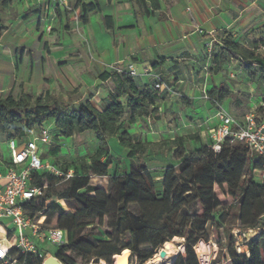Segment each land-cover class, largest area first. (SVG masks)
Instances as JSON below:
<instances>
[{
    "label": "trees",
    "instance_id": "trees-1",
    "mask_svg": "<svg viewBox=\"0 0 264 264\" xmlns=\"http://www.w3.org/2000/svg\"><path fill=\"white\" fill-rule=\"evenodd\" d=\"M123 1L131 4L136 18L151 16V9L158 7L157 0ZM69 9L84 25L89 15L100 11V6L98 0L89 3L76 0L69 4ZM55 10L61 11L66 18V29H72L71 11ZM100 20L105 30L112 29L111 17L102 15ZM6 31V27L0 25V37ZM261 42L264 44L263 38ZM252 44L248 49H240L237 44L224 39L212 59L215 68L225 63L234 64L237 70L250 75L258 72L264 78V61L255 51L256 43ZM16 52L21 56L24 49ZM242 63L244 66L240 69ZM113 85L100 101L99 109L89 101L70 108L50 95L20 93L15 96L12 92L0 95V137L5 138V143L15 140L22 144L45 128L51 139H71L87 133L94 136V152H88L74 166L65 167L49 161V157L59 153V147L39 144L45 146L42 153L38 151L41 161H49L63 173L72 172V177L64 181L66 188L57 193L54 187L62 182L60 179L48 173H33L32 185L46 188L42 197L23 205L24 214L30 219L36 221L40 216L44 217L45 228L51 227L50 223L55 220V226L51 228L63 232L64 242L56 247L54 254L57 261L61 264H98L100 261L114 264V256L130 250L132 256L138 257V263L143 264L157 255L164 245L179 238L186 242L183 253L170 264H199L194 245L204 236L210 223L215 231L223 230L225 241L217 242L219 253L211 264H218L220 256L227 264H264V252L261 253L260 246L264 237V172L260 176L261 186L254 180V173L261 172V161L239 143H224L215 153L210 140L208 145L200 146L190 152L188 158H183L184 139L178 137L173 144L176 147L175 158L180 162L165 169L158 181V192L154 191L141 171L150 143L132 135L128 126L137 121L145 123L152 114L158 119L156 101L160 93L129 72L114 73ZM204 92L206 100L216 108L232 98V94L220 86H211ZM181 100L184 105H190L185 99ZM256 115L264 118V106L256 109ZM113 139L128 150L127 158L135 167L131 164L129 172L110 177L108 170L112 158L109 142ZM233 160L246 166L244 176ZM0 162L8 165L7 148L4 157L0 156ZM91 177H107V190L91 185ZM215 185L223 189L229 201L226 210L217 217L215 214L220 201L214 192ZM189 198L197 203L198 213H182ZM64 202L70 212H64L59 205ZM104 219H107V229L111 232L106 235V240L79 239V234L92 226L95 220L102 227ZM234 227L261 232L247 241V253L236 251L231 234ZM140 248L144 251L140 252ZM8 257L15 260V264L43 262L37 255H22L16 249H11Z\"/></svg>",
    "mask_w": 264,
    "mask_h": 264
},
{
    "label": "crops",
    "instance_id": "crops-1",
    "mask_svg": "<svg viewBox=\"0 0 264 264\" xmlns=\"http://www.w3.org/2000/svg\"><path fill=\"white\" fill-rule=\"evenodd\" d=\"M13 1L24 6L25 16L31 14L36 19L44 35L43 21L52 18L56 22L64 20L65 26L68 23L61 11L48 9L50 0H0V10ZM98 2L100 11L89 15L79 31L72 28L58 32L69 42L67 46L59 40L46 45L39 39L34 48H18L24 49L21 56L14 49L12 57L17 63L0 70V93L12 92L14 85L19 94L55 98L78 90L79 102L67 103L78 106L89 101L94 106V99L101 101L111 90L109 84L113 88L114 73L132 69L147 84L143 71L156 75L155 71L171 62L189 59L199 65L211 39L218 45L228 39L240 49H248L249 40L264 38V0H157L158 7L151 9L153 14L143 18H136L134 8L126 1ZM102 15L111 17L112 29H104ZM262 47L264 44L259 48L264 53ZM229 66L235 68L234 64ZM3 167L0 164V171Z\"/></svg>",
    "mask_w": 264,
    "mask_h": 264
},
{
    "label": "rangeland",
    "instance_id": "rangeland-1",
    "mask_svg": "<svg viewBox=\"0 0 264 264\" xmlns=\"http://www.w3.org/2000/svg\"><path fill=\"white\" fill-rule=\"evenodd\" d=\"M73 31L80 30V22L78 21L77 27L74 26L72 19ZM0 25L6 27L7 31L0 37V70H5L12 63L16 65L17 58L12 57L13 50L21 47L26 49L34 48L39 39L48 45L51 41L59 40L63 46H67L69 42L61 34H58L60 30H67L64 20L51 22L49 19L41 23V29L45 33L42 34L39 31L36 19L31 14L24 15V6H21L17 2H11L4 9L0 10ZM47 27H50V32H47ZM51 33V34H50ZM262 37L255 39L256 52L258 56L262 57L264 61V53L261 52L259 47L262 45ZM65 40V43L63 41ZM253 42L249 40V46H252ZM205 49V54L200 57L199 65L192 63L191 60L181 62H171L162 70H157L154 73L161 77L165 85H168L171 89L170 93L158 94L157 116L152 114L151 118L145 121V123L137 121L135 124L129 125L128 129L132 135L137 138L149 142L146 155L143 163L142 174L148 180L150 186L154 191L158 192L160 177L167 167L176 166L180 160L175 158L176 147L173 144V140L178 137L184 139L185 154L183 158H188L190 152L197 150L200 146L208 145L209 143V131L214 126V113L216 107L210 105L202 96V92L205 89H210L211 86H220L228 90L232 94V98L225 101L221 106L227 110L236 120H242L243 116L250 110L258 109L262 105L264 106V78L260 73L256 72L255 75H250L246 71H238L232 66L222 64L218 69L215 68L212 59L215 53L220 49V45L213 43L211 50ZM33 59V58H31ZM22 62V61H21ZM20 62V64H21ZM26 62L22 63L25 64ZM163 63V62H162ZM31 64V62H30ZM155 65L159 64L155 62ZM145 79L144 82L153 88L154 79L153 72L143 71ZM233 75V78H230ZM15 86V85H14ZM13 86L12 94L19 95V90ZM112 89V85H108ZM7 88V87H5ZM6 92V91H5ZM5 92L0 93V95ZM27 92V91H26ZM101 96V95H99ZM56 98L59 102L67 104L70 108L76 107L69 105L67 101L78 103L80 95L78 90L72 94L57 95ZM181 99H185L190 105H184ZM95 107L99 108L100 101L93 100ZM49 147H59V153L53 157H49L48 160L55 162L61 166H74L77 161L88 152H94L96 148L94 136L90 133L82 136H75L71 139H56L50 138L48 144ZM47 146V147H48ZM46 147V148H47ZM110 157L112 158V164L109 167L108 174L110 177L122 175L129 172L131 164L133 162L127 158L128 150L122 148L116 140H110ZM45 150V146L38 145V151L42 153ZM6 152L5 138L0 137V156L4 157ZM240 169L241 175H245L246 166L240 164L237 160L232 161ZM135 167V166H134ZM261 174L254 173V180L258 186H261ZM90 184L98 188L107 190L108 178L91 177ZM66 182H60L54 190L61 192L66 188ZM215 195L218 197L220 203L217 209L215 217L221 212L225 211L229 205V201L226 199L225 193L220 186H214ZM83 193V191L81 192ZM61 205L64 212H70L66 203ZM199 212V207L192 198L187 199L182 213L195 214ZM107 219L103 220L102 227L95 220L94 224L84 229L79 234L80 238H89L96 241H103L107 239V234L111 233L107 229ZM51 227L55 226V220L50 223ZM228 226V224L226 225ZM12 229V226H9ZM260 231H242L236 227L231 230V234L234 236L235 248L239 253L247 251V241L256 238L260 235ZM1 235V232H0ZM124 237H121L123 239ZM224 243L223 230L215 231L213 226L209 223L205 228V233L194 245V250L201 264H211L217 259L219 250L217 242ZM185 240L175 238L170 241L168 247L175 249L173 255L169 256L165 262L160 264H170L171 261L178 254L183 253L185 247ZM260 246L264 248V237L261 238ZM44 252H48L54 256L56 248L54 246L45 244L41 247ZM140 252L144 249L140 248ZM131 252L130 250H128ZM163 254L168 252L167 249H162ZM117 256V255H116ZM160 256L158 253L151 259L147 260L143 264H154L153 258ZM170 257H173L170 260ZM115 261V256L113 257ZM112 260V261H113ZM98 264H106L100 261ZM113 264V263H112ZM128 264H139L138 257L132 256L129 259ZM218 264H227L226 261L220 256V262Z\"/></svg>",
    "mask_w": 264,
    "mask_h": 264
},
{
    "label": "built area",
    "instance_id": "built-area-1",
    "mask_svg": "<svg viewBox=\"0 0 264 264\" xmlns=\"http://www.w3.org/2000/svg\"><path fill=\"white\" fill-rule=\"evenodd\" d=\"M34 1L27 0L29 3ZM50 1L52 4L48 6V9L70 10L69 4L76 0ZM71 17L75 27H77L78 18L74 11H71ZM49 20L53 22L52 18ZM50 30L51 28L47 27L46 31L50 32ZM198 32L201 33L200 30ZM214 42L215 40L211 39L207 43L208 51L211 50ZM261 49L264 51V47ZM243 66L244 63L241 64L240 69ZM253 67H256V64H253ZM129 73L132 76L136 75L132 69L129 70ZM152 76L154 89L160 92H171L161 77ZM230 77L232 78L233 75ZM203 98L207 99L204 91ZM213 119L215 123L209 131L211 149L218 153L224 143H239L261 161L260 174H262L264 172V118L257 117L256 109L248 111L242 120L238 121L222 106H217ZM50 138L49 131L45 128L32 135L28 141L22 144H18L15 140L6 142L9 162L8 165L0 162L4 166L0 171V230L3 233V238L0 240V264H15V260L8 257L11 249H16L22 255L31 253L44 260L52 255L41 249L43 245L48 244L56 248L64 242L62 231L44 227V217L40 216L39 219L33 221L23 211V205L42 197L46 188L45 186L36 187L32 185L33 173H48L62 182L72 177L71 171L63 173L49 161H41L38 145H48ZM9 226H12L11 230ZM262 251L264 252V248L261 247V253ZM198 262L201 264L199 259Z\"/></svg>",
    "mask_w": 264,
    "mask_h": 264
},
{
    "label": "water",
    "instance_id": "water-1",
    "mask_svg": "<svg viewBox=\"0 0 264 264\" xmlns=\"http://www.w3.org/2000/svg\"><path fill=\"white\" fill-rule=\"evenodd\" d=\"M124 251H123L124 253L122 252L120 256L116 259L115 264H128L129 263V259L131 258V252H129L128 250H124ZM159 254L160 256L163 255V251L161 249L159 250ZM42 264H61V263L57 261V259L54 256H49L43 260Z\"/></svg>",
    "mask_w": 264,
    "mask_h": 264
},
{
    "label": "bare ground",
    "instance_id": "bare-ground-1",
    "mask_svg": "<svg viewBox=\"0 0 264 264\" xmlns=\"http://www.w3.org/2000/svg\"><path fill=\"white\" fill-rule=\"evenodd\" d=\"M164 249H167V251L168 252H166V253H164L162 256H155L154 258H153V263L154 264H160L161 262H165L167 259H169V256L170 255H173L174 256V252H175V249L174 248H172V247H168V244H166L164 247H163ZM125 252V251H124ZM123 252V253H124ZM120 255H117L116 257H115V261H114V264H115V262H116V259L119 257ZM173 259V257H170V260H172Z\"/></svg>",
    "mask_w": 264,
    "mask_h": 264
}]
</instances>
